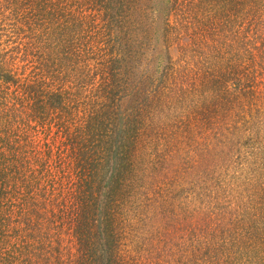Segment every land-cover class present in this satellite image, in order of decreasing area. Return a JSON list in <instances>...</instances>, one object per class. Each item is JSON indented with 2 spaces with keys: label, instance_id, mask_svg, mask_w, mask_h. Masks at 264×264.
<instances>
[{
  "label": "trees",
  "instance_id": "16d2710c",
  "mask_svg": "<svg viewBox=\"0 0 264 264\" xmlns=\"http://www.w3.org/2000/svg\"><path fill=\"white\" fill-rule=\"evenodd\" d=\"M184 7L209 18L194 34L205 47L215 32L222 43L187 91L168 55L158 77L141 73L138 0H0V264H264V179L246 177L237 197L214 164L236 155L241 167L251 140L264 152V0ZM175 91L198 94L181 117H169L184 104ZM192 118L215 140L193 136L187 168L200 159L195 183L213 193L187 199L186 168L168 160L189 138L166 141Z\"/></svg>",
  "mask_w": 264,
  "mask_h": 264
},
{
  "label": "rangeland",
  "instance_id": "374dc122",
  "mask_svg": "<svg viewBox=\"0 0 264 264\" xmlns=\"http://www.w3.org/2000/svg\"><path fill=\"white\" fill-rule=\"evenodd\" d=\"M119 1L122 2V0ZM187 2L188 0H138V9L136 8L137 9L136 11L141 13V18H140L141 24L139 22L140 28H138V30L134 35V38H132L133 39L132 48H134L137 52L135 55V59H138L137 63H140V71L141 73L143 71V75H148V78L151 77V79L158 77L161 74V71L163 70L162 63H164V61H161L162 63H159V59H164V56L168 55L171 59V66L174 67V70L177 72V74L172 79V82L179 86H183V87L185 86L186 91H187V86L188 89L190 90L192 85H196V83H200L203 81L202 73L199 71V69H204L203 68L204 65L207 64L206 56H209L213 53V52L210 53V50H208V48L219 50L221 49L222 46V43H220L218 40L219 34H217L216 32L213 33V37L215 38L214 39L215 41L210 39L208 46H206L207 48L203 45V43L200 40V38L202 37L199 38L197 37V35L196 36L194 35L195 33H200V32L203 33L207 29L209 25V18H207L208 22L204 21V18L200 19L196 14V12H191L192 11L191 9L189 11V7H184V3ZM209 9L212 10V8ZM209 9L207 13H211ZM137 12L135 16V21L139 20L137 17ZM125 13L126 11H123V15ZM193 17H196V21H193ZM197 38H199L200 42L198 44H195L194 42L195 39ZM206 40H207V36H206ZM202 52H204V54L200 55ZM124 64L126 65V63L123 62V72L125 70ZM151 79H148L147 81L150 82ZM124 85H125V81L123 75V87ZM261 94L263 93H260V95ZM173 95H178L182 99V102L184 104L181 106H176L174 108L172 107L169 117H176V115L178 117L183 116L184 113L181 112V110H179L180 107H184L187 103L191 101L193 103V100H196L198 96V94L194 95L192 92L189 93V91H188V95L184 98H182L183 96L178 91H175ZM261 97L263 98L262 95ZM261 97L256 98V100H258L256 103L258 105L262 104L263 106L264 103ZM128 102L130 101L127 98H123V108L126 105L127 106L129 105L127 104ZM190 114H191L190 110L186 108V115H190ZM245 116L247 117V114ZM172 119H178L179 121H186L181 118H169L170 121ZM188 121L189 124H186L185 130H183L184 125H182L181 122L175 121L171 123V125L175 127L174 128L175 132L171 133L170 131H167L166 144L167 146H170L173 143L172 141L174 140V136H176L175 140L178 139L179 133L180 136L185 135L187 136V139L189 138L187 140V144L185 145L182 144L174 147V149L176 150L174 153L169 148V153L170 154L173 153L171 154L173 155V157L172 160L169 159L168 162L172 164L175 163L179 169L186 168L184 172H181L182 177L184 178L183 181H181V185L179 187L181 189H185L183 190L182 195L187 197V199L189 198L193 199L194 196L201 197L202 189L204 190L203 194L205 197L207 196L206 194L213 192H211L210 190L207 193L206 186L211 183L210 180H208L207 178H201V175H199L198 185L195 183V181H197L196 180L197 173L201 174L202 172V167L200 165L202 161L200 159H196V164H198L195 166L196 168L194 169L187 168L189 165H192L191 164L192 157L196 156V153L194 152H196L195 148H197V145L191 144L190 140L193 138V136H196L197 139H199L200 137L201 139L204 138L205 140L209 141L211 140V138H213V134L210 131L206 130L205 128H200V130H196L195 124L198 123L196 119L192 118L191 120ZM237 130L240 133L242 132L241 136L239 137L240 139L243 137L242 140L247 138V136L251 134L250 133L251 128H247L245 131L243 129L242 130L237 129ZM38 131L39 130H36L35 132ZM177 131L178 133L175 134ZM219 131L220 130H218V133ZM234 134H235L234 131H229L228 133H225V135H230V136H235ZM262 140L260 138V143H258V141L253 142L251 140L250 142L246 143V145L244 144L239 145L240 157L246 154L245 156L246 158L243 159V163H242L243 165L241 167L239 166L241 161H238L235 158L236 155L233 156V158L230 159V161L214 160V164L215 167L217 168V172L220 173L224 172L223 169L226 168L227 172L229 173L231 172L232 174H234L233 176L230 175V178L232 179L233 193L235 192L234 194L237 197H238V192L234 191V189L236 190L241 183H244V185H246L245 182L246 177H249L251 179L250 180L251 183L253 178L260 177L264 179V173L262 172L260 167V161L264 155L261 146L263 143ZM219 150H221V148ZM178 152L180 153L176 155ZM170 163L168 164V166L172 165ZM261 173H263L262 176ZM150 174L151 173H147L145 175V178L146 177L149 178ZM155 174L158 175V173ZM161 177L163 178V176ZM141 179L144 178L141 176ZM161 180L162 179H158L157 182ZM177 181L178 180L175 179L174 182H171L172 186ZM254 185L255 186L257 185V181L254 183ZM249 188H251V185L249 186ZM230 192L231 191H229L228 189H225L224 191H222V194H220L219 198H227V196L233 194ZM254 193L256 194V192ZM39 199L42 200V198L40 197ZM48 199L49 198H47V200ZM194 204L195 203H193V205ZM196 209L205 211L207 208L203 206V207H198Z\"/></svg>",
  "mask_w": 264,
  "mask_h": 264
}]
</instances>
